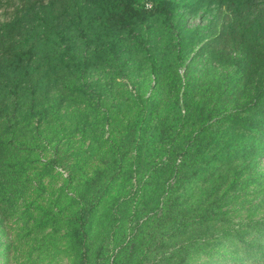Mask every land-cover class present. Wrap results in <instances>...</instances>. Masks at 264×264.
Masks as SVG:
<instances>
[{"label": "rangeland", "instance_id": "374dc122", "mask_svg": "<svg viewBox=\"0 0 264 264\" xmlns=\"http://www.w3.org/2000/svg\"><path fill=\"white\" fill-rule=\"evenodd\" d=\"M68 1L0 0V66L8 68L21 53V9L44 12L50 6L58 13ZM261 1L236 22L225 7H212L185 14L170 28L155 25L150 31L152 53H169L173 66L157 86L148 64L131 76H116L110 68L80 72L78 60L92 49L83 47L61 63L49 60L50 55L33 57L34 71L27 77L0 73V264H79L78 248L68 232L75 212L97 194L87 238L89 264H109L120 244L129 247L137 233L152 247L148 253L158 252L159 264L181 241L197 240L196 249H187L185 263L197 264L196 257L215 258L226 250L224 246L216 252L215 237L247 222L264 221V144L254 145L263 149L255 154L242 148L251 138L243 128L247 117L258 112L254 106L260 104L264 114ZM259 16L262 24L257 27L253 21ZM174 74L175 88L170 84ZM151 97L159 105L152 110L147 133L159 135V127L172 126L179 140L189 144L176 162L179 166L186 161L180 170L186 179L192 177L184 188H168L173 178L163 184L166 172L154 177L157 188L144 185L153 175L151 166L138 173L130 170L128 125ZM185 100L191 110L200 106L211 112V118L196 124L185 118ZM117 102L123 105L115 111L113 125H104V111ZM176 103L175 118L181 117L173 125L169 113L175 112ZM166 117L171 121L162 124ZM84 118L96 123L90 135L80 130ZM217 144L223 149L231 144L233 150L222 152ZM162 146L156 144L159 157L149 154L146 163L166 158ZM206 157L211 159L208 166L198 164ZM143 193L154 196L150 207L139 205ZM201 215L200 228L190 227L182 236L172 233L175 219Z\"/></svg>", "mask_w": 264, "mask_h": 264}, {"label": "trees", "instance_id": "16d2710c", "mask_svg": "<svg viewBox=\"0 0 264 264\" xmlns=\"http://www.w3.org/2000/svg\"><path fill=\"white\" fill-rule=\"evenodd\" d=\"M259 3V0H69L58 13L52 12L50 6L48 9L44 8V12H36L33 8L25 6L23 10L21 9V22L24 23L21 27V53L8 63L10 64L8 68L0 66V73L6 75L21 74V78L27 77L34 71V67L30 63L33 57L40 55L49 57L50 55L49 60L57 59L61 63L64 58L70 56V53L83 47L85 50L92 49L78 60L75 67L79 68L80 72H86L88 69L110 68L116 76H131L134 73L144 72L146 70L145 66L148 64L150 71L155 74L157 86L167 70L172 73L173 66L169 53L162 56L152 53L150 34H153V32L150 33V31L155 25L170 28L173 27V22L183 15L196 14L199 11L206 12L212 7H225L233 14L234 22H236V20L242 19L245 11L250 10ZM261 3L264 4V0ZM147 4L150 5V8H147ZM31 14L32 16H30ZM253 22L257 27L262 24L260 16L256 17ZM12 26L5 25L7 29ZM240 30L243 32L245 29L241 27ZM60 48V53H57ZM127 72L129 73L127 74ZM115 75L111 78H115ZM174 76L170 84H173L175 88L178 84V78L176 74ZM170 84L165 85L169 86ZM158 103L156 99L148 98L144 101V107L136 113L133 122L128 125V128L131 127L132 129L130 150L133 154L130 170L132 173H138L139 170L151 166L153 175L145 179L144 185L153 184L157 188L160 183L154 181V177H159V172H166L168 177L163 184L169 183L168 179L173 178V184H167L168 188H184L191 182L192 177L186 179L180 170L186 161H183L179 166L176 162L188 152V142L185 144V142L179 140L178 129L176 130L175 127L168 125L163 129L158 128L161 132L159 135L151 133L152 136L148 137L151 134L147 133V123H149L150 116L153 114V108L158 106ZM122 105V103L117 102L111 105L112 110L104 111L102 117L104 125L110 127L113 125L114 113L120 111ZM184 105V117L193 118L195 124L197 121L204 122L212 116L211 112H203L200 106H194V109L191 110L187 100H185ZM254 107L258 109V112L247 117L245 121L247 125L243 128L251 134V138L249 143L242 144V148L249 149L251 154L260 153L263 150L255 147V144L259 141H263L264 144V114L260 111L263 107L260 104ZM173 110L175 112L169 113V115L174 118L172 123L175 125L181 117L180 115L179 118H175V114L179 115L177 103L174 105ZM152 118L154 119V117ZM170 121V117H166L161 123L164 124ZM95 124V122L84 118L80 130L85 135H90V131L96 129ZM163 137H165L167 143H165ZM95 140L96 138L92 137V141ZM158 142L165 145L162 146V152L166 153V158L159 162L146 163L149 154L158 156L157 151L160 148H156ZM218 146L222 152L233 150L231 144L226 145V149L221 148L220 145ZM89 153H92L91 145L89 146ZM216 156L218 157V155ZM207 158L201 160L198 164L208 166L211 159L207 160ZM176 165L180 168H177ZM100 175L98 174V176ZM137 184H140L139 180ZM98 198L97 194L75 212L72 219L73 226L70 227L68 232L73 245L78 248L79 264H89L90 262L87 251V238L98 206ZM153 199V195L143 193L140 196L139 205L150 207ZM202 216L197 218L185 217L182 220L175 219L172 221V233L177 232V236H182L187 233V229L190 227L200 228L204 221L201 220ZM138 222L135 227L140 229L142 224H138ZM138 234L131 240L129 247L120 244L109 264H144V260L152 258L155 262L149 261L147 264L160 263L156 262L155 259L158 252H155V255L148 253L147 250L152 247L146 244L145 236ZM189 240L181 241L178 248L170 252L164 264H185L188 261L187 249L198 247L197 240L193 238ZM212 246L216 248V252L224 246L227 248L223 253L217 252L215 258L212 256H208L206 259L196 257L195 261L199 262L197 264H231L234 262H239V264H264V221L247 222L238 227H233L222 235L215 237Z\"/></svg>", "mask_w": 264, "mask_h": 264}, {"label": "built area", "instance_id": "2783aa9c", "mask_svg": "<svg viewBox=\"0 0 264 264\" xmlns=\"http://www.w3.org/2000/svg\"><path fill=\"white\" fill-rule=\"evenodd\" d=\"M147 8H150V5L149 4H147Z\"/></svg>", "mask_w": 264, "mask_h": 264}]
</instances>
